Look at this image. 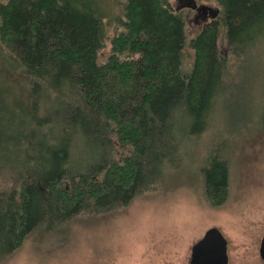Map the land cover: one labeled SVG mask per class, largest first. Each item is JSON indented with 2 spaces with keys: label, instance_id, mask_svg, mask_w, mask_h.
I'll list each match as a JSON object with an SVG mask.
<instances>
[{
  "label": "trees",
  "instance_id": "obj_1",
  "mask_svg": "<svg viewBox=\"0 0 264 264\" xmlns=\"http://www.w3.org/2000/svg\"><path fill=\"white\" fill-rule=\"evenodd\" d=\"M196 1L220 13L187 42L169 0H126L103 64L106 27L88 0L0 4V42L30 80L32 114L46 111L33 128L49 131L43 147L31 136L8 139L16 183L0 191V264L37 229L128 206L178 166L179 144L206 131L234 63L264 40V0ZM259 126L264 133V90ZM203 186L209 206L226 202L228 163L218 148Z\"/></svg>",
  "mask_w": 264,
  "mask_h": 264
},
{
  "label": "rangeland",
  "instance_id": "obj_2",
  "mask_svg": "<svg viewBox=\"0 0 264 264\" xmlns=\"http://www.w3.org/2000/svg\"><path fill=\"white\" fill-rule=\"evenodd\" d=\"M88 1L106 27L107 42L99 53V64H103L111 54L109 40L118 30L126 0ZM169 1L179 9L181 0ZM7 2L0 0V4ZM198 4L217 8L213 3ZM178 12L187 42L209 22L194 11ZM218 50L222 57L230 54L223 32ZM186 52L192 56L191 51ZM244 58L246 62L234 63L228 90L216 102L206 131L179 144V164L164 170L163 180L126 207L35 230L1 264H188L192 246L211 228L218 229L227 241L229 264H264L259 256L264 236V133L259 126L264 40L246 50ZM45 113L41 107L32 114L30 80L0 42V128L4 130L0 149L7 148L0 151V191L16 183L7 167L15 159L8 139L31 136L35 145L43 147L47 140L41 135L49 131L37 124L40 129L36 132L32 121H41ZM215 148L229 170L228 197L219 208L209 206L203 186L207 155Z\"/></svg>",
  "mask_w": 264,
  "mask_h": 264
},
{
  "label": "water",
  "instance_id": "obj_3",
  "mask_svg": "<svg viewBox=\"0 0 264 264\" xmlns=\"http://www.w3.org/2000/svg\"><path fill=\"white\" fill-rule=\"evenodd\" d=\"M194 11L203 21H213L219 16V9L208 5H199L196 0H181L179 10ZM227 241L216 228H211L191 248L188 264H229ZM260 259L264 263V236L259 248Z\"/></svg>",
  "mask_w": 264,
  "mask_h": 264
},
{
  "label": "flooded vegetation",
  "instance_id": "obj_4",
  "mask_svg": "<svg viewBox=\"0 0 264 264\" xmlns=\"http://www.w3.org/2000/svg\"><path fill=\"white\" fill-rule=\"evenodd\" d=\"M198 18L202 19L199 15H197Z\"/></svg>",
  "mask_w": 264,
  "mask_h": 264
}]
</instances>
